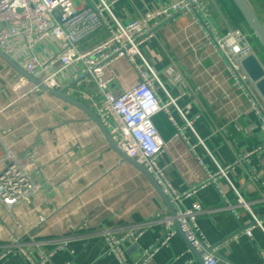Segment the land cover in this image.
<instances>
[{
	"label": "crops",
	"instance_id": "1",
	"mask_svg": "<svg viewBox=\"0 0 264 264\" xmlns=\"http://www.w3.org/2000/svg\"><path fill=\"white\" fill-rule=\"evenodd\" d=\"M170 1L114 0L113 10L118 18L129 22ZM205 1L210 14H201V18L218 34L229 27L242 29L264 63L263 48L232 0ZM247 1L264 23V0ZM76 3L84 6L87 2ZM105 37V31L96 32L79 47L90 49ZM204 40L201 19L181 13L164 20L155 28V35L140 45L164 87L176 97L178 107L169 106L168 113L182 128V136H176L165 112L153 118L167 142L158 165L179 191L197 186L196 196L186 198L184 206L198 200L207 209L197 221L219 257L235 264H264V230L254 228L252 237L242 234L253 219L251 213L236 207L235 214L223 207L237 204L235 190L221 176L202 185L209 174L218 171V164L233 166L240 155L248 154L229 169L228 175L239 193L252 203L253 211L264 217L262 116L246 95L232 86L225 59L215 47L204 46ZM107 73L114 76L111 89L116 93L138 81L127 58L114 59ZM10 80L17 84L11 85ZM19 80L20 75L0 58V154L4 152L3 142L16 155L31 152V175L39 187L29 203L10 211L0 203V254L17 236L25 237L31 252L27 256L16 249L0 257V264H33L36 243L51 249L62 240L67 243L52 255L54 264H121L115 254L107 252L105 230L117 237L140 230L136 240L125 243L128 260L138 261L144 249L163 235L165 225L160 219L173 217L162 196L110 145L86 112L43 90L33 91L31 85L18 84ZM65 84L95 93L94 84L85 78L69 74ZM157 92L166 98L163 88ZM80 101L88 105L86 100ZM179 109L193 120L194 130L186 126ZM153 263L201 264L179 230L154 255Z\"/></svg>",
	"mask_w": 264,
	"mask_h": 264
},
{
	"label": "built area",
	"instance_id": "2",
	"mask_svg": "<svg viewBox=\"0 0 264 264\" xmlns=\"http://www.w3.org/2000/svg\"><path fill=\"white\" fill-rule=\"evenodd\" d=\"M86 2L84 6H80L76 0H0V50L44 84L65 89L69 95L86 100L117 145L152 173L174 205L176 216L160 219L165 225L163 235L144 249L138 261L128 260L125 243L136 240L140 230L130 231L123 237L105 230L103 236L108 243L107 252L115 254L121 264H155L154 255L178 232L175 226L177 219L182 233L201 255L204 264H235L219 257L217 248L200 229L198 215L207 209L198 200L190 207L184 206L186 198L196 196L197 186L179 191L172 185L165 170L158 165L157 159L167 142L160 135L153 118L161 112L169 115V106L178 107L177 99L164 87L140 45L155 35V28L164 20L181 13L195 14L205 27L203 45H211L221 53L226 61L232 86L242 91L251 106L261 114L264 127V98L242 66L245 57L255 54L248 35L236 27H229L226 32L218 34L200 16L210 14L205 0H171L170 3L158 5L129 22L116 16L113 10L114 0ZM102 30L106 32L103 40L90 49H80L82 41ZM117 58H127L138 75L137 83L120 93L111 89L114 76L107 73L113 60ZM69 74L93 83L95 93L65 84ZM19 83L31 85L21 76ZM159 88L164 89L167 95L165 99L159 96ZM32 90L40 89L32 86ZM179 111L186 126L194 130L193 120L186 118L180 109ZM169 119L176 128L175 135L182 136V128L176 125L170 115ZM2 138L0 131V140ZM198 139L210 154L204 141L199 137ZM3 145L4 152L0 154V203L10 211L16 205L29 203L39 186L31 175L34 166L31 152L16 155L5 142ZM248 156L240 155L233 166L221 167L218 164V171L209 174L202 185L209 181L215 182L219 176L227 180L228 185L237 193L238 201L236 205L227 203L223 207L235 214L236 207H243L251 213L253 219L241 233L252 237L254 228L264 230V217L253 211L252 203L245 200L228 175L230 168L233 169ZM26 241L25 237L17 236L1 250L0 257L16 249L31 256ZM66 243V240L56 242L51 249H45L43 243H36L37 259L33 264H54L52 255Z\"/></svg>",
	"mask_w": 264,
	"mask_h": 264
},
{
	"label": "water",
	"instance_id": "3",
	"mask_svg": "<svg viewBox=\"0 0 264 264\" xmlns=\"http://www.w3.org/2000/svg\"><path fill=\"white\" fill-rule=\"evenodd\" d=\"M232 2L235 4L241 15L243 16L245 22L249 26V28L254 33L255 37L257 38L259 44L264 50V23L259 19V17L256 15L255 11L249 4L247 0H232ZM168 21L164 22L166 24ZM0 58H2L11 68H13L21 77L25 78L32 86L37 87L40 90H43L71 105H74L84 112H86L90 118L97 123V125L102 130L103 134L105 135L106 139L110 143V145L119 152L122 157L132 163L135 167H137L151 182L153 187L157 190V192L162 196L163 200L169 207V209L172 212L173 217L176 216V209L174 205L171 203L169 197L165 194L163 188L160 186V184L157 182V180L154 178L152 173L140 162H138L136 159L130 157L126 152H124L117 143L113 140L112 136L110 135L109 130L106 128V126L103 124V122L100 120L98 115L95 113L93 109H91L87 104L83 103L82 101L74 98L73 96L69 95L65 92V89H56L53 87H50L43 82H41L38 78L33 76L32 74L28 73L24 68L18 64L13 58L8 56L6 53H4L2 50H0ZM242 66L247 72V74L250 76L253 82H255L257 89L259 90L260 94L264 98V66L259 57L256 54H250L247 57H245L242 60ZM175 226L179 230L180 233H182L178 220L175 219ZM189 246L197 256V259L201 264L203 263L201 255L197 252V250L192 247L189 243Z\"/></svg>",
	"mask_w": 264,
	"mask_h": 264
},
{
	"label": "rangeland",
	"instance_id": "4",
	"mask_svg": "<svg viewBox=\"0 0 264 264\" xmlns=\"http://www.w3.org/2000/svg\"><path fill=\"white\" fill-rule=\"evenodd\" d=\"M10 82H11V85H13V84H14V85L17 84V82L14 81V80H13V81L10 80ZM18 90H19V89H18ZM21 90H22V89H20L19 91L22 92Z\"/></svg>",
	"mask_w": 264,
	"mask_h": 264
},
{
	"label": "clouds",
	"instance_id": "5",
	"mask_svg": "<svg viewBox=\"0 0 264 264\" xmlns=\"http://www.w3.org/2000/svg\"><path fill=\"white\" fill-rule=\"evenodd\" d=\"M230 36H231V34H230Z\"/></svg>",
	"mask_w": 264,
	"mask_h": 264
}]
</instances>
